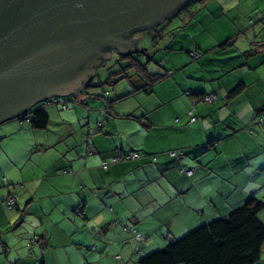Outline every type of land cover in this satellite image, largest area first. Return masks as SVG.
Returning a JSON list of instances; mask_svg holds the SVG:
<instances>
[{
  "label": "crops",
  "instance_id": "obj_1",
  "mask_svg": "<svg viewBox=\"0 0 264 264\" xmlns=\"http://www.w3.org/2000/svg\"><path fill=\"white\" fill-rule=\"evenodd\" d=\"M194 2L188 1L177 16L185 17ZM257 15V21L264 20V12ZM171 22L166 18L135 32L138 48L142 32L162 35L158 29ZM262 29L253 28L242 43L239 35L248 27L195 41L201 53L197 71L186 77L203 84L186 83L174 74L182 66L169 70L162 61L174 79L138 95L127 107L133 112L128 117L117 114L124 113L118 109L124 103H113L105 114L102 97L91 91L87 96L78 92L81 104L70 101L63 112L56 104H45L52 131L32 143L45 159L30 166L0 163V264H137L139 257L164 246L166 234L178 238L225 216L249 195L264 197ZM238 84L239 92L228 96ZM205 93L214 95L212 103L200 101ZM192 108L197 115L193 125L188 124ZM129 150L142 155L102 167L104 160ZM170 150H182V158L170 157ZM179 166L193 174H181ZM9 195L16 197L12 210L4 205ZM125 226L145 238L138 254ZM103 252L115 254L105 260Z\"/></svg>",
  "mask_w": 264,
  "mask_h": 264
},
{
  "label": "water",
  "instance_id": "obj_2",
  "mask_svg": "<svg viewBox=\"0 0 264 264\" xmlns=\"http://www.w3.org/2000/svg\"><path fill=\"white\" fill-rule=\"evenodd\" d=\"M190 0H0V125L82 91L133 37ZM142 30V31H144Z\"/></svg>",
  "mask_w": 264,
  "mask_h": 264
},
{
  "label": "rangeland",
  "instance_id": "obj_3",
  "mask_svg": "<svg viewBox=\"0 0 264 264\" xmlns=\"http://www.w3.org/2000/svg\"><path fill=\"white\" fill-rule=\"evenodd\" d=\"M203 2H194L192 10L185 14V17L183 14H181V16L176 15L172 17L170 27L167 29V23L164 25L161 24L163 26L158 29V31L162 32L160 38H156V30L152 32L153 36H150V34L146 36L144 35L145 32H142V38L139 43V46L144 52V54L141 55V57H143L142 62L145 63L147 61L150 70L155 68L157 69L155 73L164 72V69H162L158 63L166 60L168 66L166 68L169 70H174V67H172L173 65H177V67L182 66V69L174 72V74L179 77L182 75L186 83L203 84L197 77L194 80L190 79L191 77H186V75L193 74V72L197 71L195 69L197 59H193L191 55L188 54V51L199 52L195 49V41H198V39L208 41L212 35L214 36L216 34L227 36L226 34L229 29L234 30L235 28V30H241L242 27H248L250 30H248L247 33H240L239 35L238 41L242 43L246 36H252L251 30L253 28L257 29V32H260L264 27V20L257 21V18H260V15H257L258 11L264 12V0H208L205 3L206 5ZM262 34L264 35V29H262ZM160 40H164V43L161 45H159ZM182 56L187 57L186 62L181 59ZM124 62L125 61L120 60L118 56L113 55L103 66L97 67L96 74L91 79V86L84 94L87 96L91 91V94L101 95L104 94L103 92L109 91L110 99L115 100L119 98L113 102L114 104L124 103L118 104L120 105L118 106L119 112L122 111L124 113L117 112V114L133 115V112H127V107L134 105V99H136V97L138 99V95L144 97L142 94H146V92L140 91L132 93L135 88L143 86L144 81H142V83L138 81L130 83L127 78L123 77L120 69L122 66H125ZM198 71L202 74V71ZM199 72H197V74H199ZM226 77L232 79L233 76L227 74ZM108 78L114 79L115 84L113 86L104 84ZM173 79V77L166 78L157 84L164 83L165 81H172ZM210 83H212V81H210ZM207 84H209V82ZM156 85H154L153 88ZM89 97L92 98V96ZM131 111L134 110L132 109ZM59 112L63 111L59 110ZM194 115L197 116L196 112H194ZM229 130L231 129L229 128ZM50 131H52V126H48L46 130H35L30 126L29 122H23L22 124L17 120L4 122L0 125V163H6L8 166H12V163L16 165L17 162H20V165L26 166L38 164L41 160L45 159H41L42 155L45 154L38 156L39 154L35 152L37 146H32V143L50 134ZM52 151V148L48 149L46 154L48 155L52 153ZM260 199L264 201V197ZM262 213H264V211L259 214V218L264 223V216L261 215ZM162 241L165 243L167 242V240L163 239ZM117 253L120 254V250L117 251ZM114 254L115 253L103 252L105 260H110ZM258 264H264L263 250L261 261Z\"/></svg>",
  "mask_w": 264,
  "mask_h": 264
},
{
  "label": "trees",
  "instance_id": "obj_4",
  "mask_svg": "<svg viewBox=\"0 0 264 264\" xmlns=\"http://www.w3.org/2000/svg\"><path fill=\"white\" fill-rule=\"evenodd\" d=\"M197 1L203 2L206 0ZM186 6L187 2L182 4L172 14H170V16L167 17V20H171L172 17L178 15L182 10L185 9ZM142 30L144 29L139 31ZM157 37L160 38L161 36L156 34V38ZM190 53L193 52L188 51L189 55ZM143 54V49H138V52L114 54L118 56L120 60L125 61V66H122L120 69L123 77L127 78L130 83H133L134 81L142 83V81H144V85L135 88L132 93L140 91L151 93L153 92L154 85L171 75L167 70L159 73L151 71L148 68L147 61L145 63L142 62L143 57H141V55ZM198 54L200 55L201 53ZM158 64L163 69L162 62ZM104 84L113 86L115 81L112 78H108ZM90 86L91 82H89L80 93H86V90L90 88ZM239 87V84L234 87L229 92L228 96L239 92ZM103 93L104 94L100 95L102 99L104 98L102 111L105 114H109L111 105L116 99L119 98H116L115 100L110 99L109 91ZM185 94L188 96L192 95L191 92L188 91L185 92ZM77 95L78 93L70 96H54L51 99H48V101L39 102L32 108L19 113L13 119L17 120L21 124L23 122H29L30 126L35 130H44L49 123V116L48 113L43 109V106L45 104H56L61 110H66L68 109V102L70 101H75L81 104L83 100H79ZM206 95L210 94H201L199 96L200 101L207 103L204 101V97ZM191 110H193L192 113L194 115L195 108H192ZM128 116L130 115H127L126 117ZM188 116L190 119L189 112ZM195 117L197 119V116ZM262 120V118H258L257 123H261ZM188 124H190L189 120ZM95 126L96 128L100 129L102 127V123L97 122ZM248 131L252 132L251 129H248ZM130 151H135L138 153V157L133 160L140 158L142 155L140 151L129 150L122 155H115L109 160H104L102 162V167L104 162H106L107 167L110 163L133 161L124 159L115 162L112 161L113 158H121ZM172 152L175 154L171 155ZM168 154L170 157L179 161V159H181L183 156V151L170 150L168 151ZM150 158L151 160H155V157L152 154H150ZM188 170L192 171V175L193 169H185L182 166H179L178 169V171L184 175H186L185 171ZM186 176L190 177L188 175ZM10 198H14V202L11 207H8L6 201ZM15 203L16 197L13 195H9L4 200V205L8 210L14 209ZM76 210L79 211V209ZM263 210L264 201L255 197V195H249L242 202V204L233 208L225 216L218 217L207 223L201 224L178 238H172L170 234H166L165 239L167 242L164 244V246L139 257L137 264H258L261 261V254L264 246V223L259 218V214ZM142 237L143 239L141 241H136L133 238L136 243V247L134 248L135 254H138V246L145 239L143 235ZM115 258L119 260L121 256L116 255ZM40 264H42V262H40Z\"/></svg>",
  "mask_w": 264,
  "mask_h": 264
},
{
  "label": "built area",
  "instance_id": "obj_5",
  "mask_svg": "<svg viewBox=\"0 0 264 264\" xmlns=\"http://www.w3.org/2000/svg\"><path fill=\"white\" fill-rule=\"evenodd\" d=\"M190 55H191V57H192L193 59H196V58H198V56H199V54L196 53V52L190 53ZM51 98H52V97H51ZM51 98H49V99H51ZM213 100H214V95H211V94H210V95H206V96L204 97V101L207 102V103H211ZM46 101H48V100H46ZM62 104H63V103H62ZM192 111H193V110H190V111H189V115H190L189 123H190V124H191V123H194L195 120H196V117L193 115ZM174 154H175L174 152L171 153V155H174ZM137 157H138V153H137V152H135V151H130V152H128L126 155H124V156L121 157V158H118V157H117V158H113L112 161L115 162V161H118V160H121V159H124V160H133V159H135V158H137ZM106 165H107L106 162H104V163H103V167H106ZM185 173H186V175L190 176L191 173H192V171H191V170H188V171H185ZM13 202H14V198H10V199H8V200L6 201V204H7L8 207H11L12 204H13ZM124 230L130 232V233L132 234L133 238H134L136 241H141V240L143 239L142 235H141L138 231H136L135 229L132 230L129 226L124 227Z\"/></svg>",
  "mask_w": 264,
  "mask_h": 264
}]
</instances>
